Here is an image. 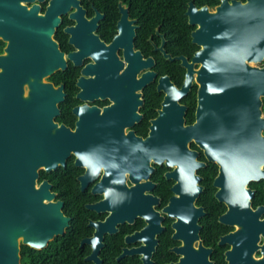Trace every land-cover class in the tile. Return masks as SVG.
<instances>
[{"label":"water","instance_id":"obj_1","mask_svg":"<svg viewBox=\"0 0 264 264\" xmlns=\"http://www.w3.org/2000/svg\"><path fill=\"white\" fill-rule=\"evenodd\" d=\"M31 1L0 0V40L4 42L0 53V264H21V245L41 250L64 234L69 218L55 201L51 184L39 181V171L65 167L71 155L74 165L84 169L77 178L81 186L103 170L99 182L108 188L110 198L112 188L128 181L130 189H139V201L147 199L144 190L153 187V165L169 168L165 178L174 182V195L162 212L173 219L172 238L180 242L174 264H214L213 249L200 237L199 220L205 211L195 204L202 190L197 171L206 162L214 163V196L226 207L218 221L232 228L217 242L228 246L225 261L264 264V204L253 207L255 190L249 187L250 182L264 180V0H220L201 7L188 3L185 15L194 26L191 42L198 49L190 59L171 58L161 44L165 58L179 60L185 72L179 87L168 75L158 78L157 90L163 99L146 137L129 132L125 147L119 131L104 134L111 117L117 128L123 125L118 118L110 110L92 109L89 119L78 121L73 130L53 123L47 143L36 150L31 121L34 100L41 103L46 88H51L45 78L64 69L66 62L53 56L56 50L51 51L58 20L51 27L50 12L41 15L38 6L26 5ZM70 3L78 5L77 0ZM127 6L118 2L121 16L111 43L104 44L96 35L87 43L75 40L73 44L92 59L84 72L87 85L94 93L101 89L112 94L115 107L132 109L138 121L141 91L154 81L155 61L134 48L136 26L128 18ZM76 21L73 29L78 27ZM41 45L48 48L45 56L38 52ZM193 85L194 121L186 124V107L179 100ZM94 115L105 118L91 122ZM42 138L38 134L37 142ZM114 151L118 153L112 158ZM200 152L206 162L199 160ZM118 205L116 222H132L136 215L148 225L151 222L145 216L149 213L128 214V218ZM134 206L142 208L138 203ZM141 260L146 264V259Z\"/></svg>","mask_w":264,"mask_h":264},{"label":"flooded vegetation","instance_id":"obj_2","mask_svg":"<svg viewBox=\"0 0 264 264\" xmlns=\"http://www.w3.org/2000/svg\"><path fill=\"white\" fill-rule=\"evenodd\" d=\"M77 1L78 5H72L70 0H32L26 3L27 6H38L41 15L49 11V24L51 27H53L54 20H58L51 36L52 42L55 44V47L51 48V51L56 50V52H52L53 56L66 62V67L64 69H58L45 78V81L51 84V88L49 90L46 88L45 94L42 96L43 99L40 100L41 103L37 104L36 99L34 100L31 121L32 141L35 150L37 146L44 145L45 142L47 143L49 131L53 123L73 130L78 121H84L87 116L91 115L92 109L98 112H101L103 109L110 110L111 115L114 114L118 118L119 122L123 125L120 124V127L117 128L118 125L112 124L111 117L108 132L106 131L104 134L112 136V132H114V135H117L115 132L119 131L118 135L121 136V139H125V147L126 136L129 132H133L139 137H146L150 121L157 117L158 109L163 99V93L157 90L158 78L167 75L158 74L155 70L157 58L162 59L161 61L163 62L177 61L180 65V61L177 59H166L164 52L171 58L185 56L175 54L176 49L174 47L170 48L169 42H167L168 40L165 38V33H161L159 27H155L153 34L146 36V42H142L141 48L136 47L135 38H137V30L139 29V25L137 24L138 19L131 15L130 8L127 6L128 18L130 20H135L134 25L136 26V34L134 37V48L140 50L145 58L152 57L155 61L151 69L156 74L152 84L154 83V89L157 95L154 94L153 97L155 100H158V106L151 103L152 108L149 111L146 110L145 105L147 104L149 95L147 93L148 86L144 87L141 91L142 104H140L137 109L141 117L138 121H134L135 117H132V109H127L126 106L115 107L112 94H106L102 92L104 90L101 89L99 93H94V89H92L90 85H87L88 76L84 72H86V67L92 62V59L89 55L85 56L83 51L76 48L73 44L75 40L80 44L87 43L96 35L104 44L111 43L117 33V22L121 16L119 8L117 6L118 17L115 21V30L112 31L111 25H102V22L108 18L107 13L100 10L93 3L87 6L85 4L86 0ZM76 19L79 21L78 27L73 29L77 24ZM140 35H142V33ZM0 43H2L0 46L1 53L4 42L0 40ZM161 44L164 52L160 49ZM34 48H36V46ZM47 50L48 48L46 45H41L40 48H38V52H41V55L44 56ZM118 53L120 58H122V50H119ZM144 70L145 69H143V71ZM189 93L190 92H188L187 95ZM187 95L183 96L179 100V103L186 107L185 123L191 124L194 119L191 123L186 122V114L189 108L185 100ZM194 113L195 107L193 116ZM128 114H130L131 117H128ZM104 118H97L94 115V118L91 117L90 121L100 123ZM133 121V125H127L129 122ZM143 124L145 126L141 127ZM144 131L145 135H143ZM38 134L43 138L41 141L37 142ZM117 153L118 152L114 151L112 158L117 155ZM70 158H72V163L74 165V156L71 155L67 158L65 167ZM153 166V173L156 170V166L164 167L165 170L162 172V175L165 178V173L169 168H166L164 165L154 164ZM65 167L58 166L56 170ZM80 169H82V171L76 179L84 173V169ZM41 171L45 172L44 170H40L39 178ZM102 171L101 169L97 178L92 181L84 182L82 186L77 180L78 194L80 195L77 197H63L61 196L62 190L58 187V182L46 177L39 179V181L47 180L48 183L51 184V191L55 194V201H59L62 204V211L64 215L69 218L67 228L70 226L72 227L73 224H81L82 227H84V230L77 232L79 236L81 235L76 245L77 254L79 258H81V264H115V262H119V264H144L145 262L141 260V257L146 259V264H148L149 261L151 264L176 263L178 256L175 254L174 250L178 248L180 242L172 238L173 229L171 224L173 219L167 217L162 212V209L174 195L172 192L174 182L166 178L164 181L152 180V173L150 179L153 183V187L150 190H144V195L148 196L147 199L139 201L141 195L139 189H130L132 184L128 181L124 182L123 186L112 188V198H110V196H106V190L108 188L103 189V183L99 182ZM50 172L45 173L49 174ZM198 175L201 177L199 184L202 187L198 195L199 198L204 194L205 187L202 184L203 177L200 174ZM198 198L195 204L204 208L203 205L197 203ZM134 199L139 202H134ZM117 203H119L118 207L120 209H124L128 218L131 217L128 216V214H137L138 212L144 214L149 213V215L145 216H148L151 222L148 225L145 218L138 215L130 218L131 220L133 219L132 222L127 220H123L119 223L116 222V220L119 219L118 211L115 209ZM134 203L141 204V210H138L136 206H134ZM75 204H78L79 206L77 209L82 211L81 218H74V212L76 210ZM58 237H55L49 242L50 255L56 250L61 252L65 251L62 244L63 241L59 242L57 240Z\"/></svg>","mask_w":264,"mask_h":264},{"label":"trees","instance_id":"obj_3","mask_svg":"<svg viewBox=\"0 0 264 264\" xmlns=\"http://www.w3.org/2000/svg\"><path fill=\"white\" fill-rule=\"evenodd\" d=\"M119 1L128 5L131 15L138 19L137 24L139 25V29L137 30V38H135L136 47L141 48L142 42H146V36L153 34L155 27H159V31L165 33V38L168 40L170 48L174 47L176 49L175 54L185 55L189 59L192 57L194 51L198 49V46L191 42V31L194 29V26L188 24V19L185 15L188 3L192 2L196 7H201L203 5L214 6L220 2V0H86L85 4L88 6L93 3L100 10L107 13L108 18L102 22V25H111L113 31L115 30V21L118 17L117 6ZM141 33L142 35H140ZM1 45L2 43H0ZM161 60L157 58L155 70L158 74L169 75L171 80L177 86H180L184 77V68L177 61L163 62ZM147 86L149 96L145 109L149 111L152 108L151 103L158 106V100H155L153 97L154 94L157 95L154 83H150ZM195 92L196 85H193L190 93L185 98L186 104L189 106L186 114V122L188 123H191L194 119ZM144 126L143 124L141 127ZM143 135H145V131ZM191 147L197 149L194 144H191ZM199 159L206 161L201 152ZM164 170V167L156 166V170L151 176L152 180L164 181L165 178L162 175ZM81 171L82 169L73 165L72 158H70L65 168H60L49 174L41 171L39 179L46 177L58 182V187L62 190L61 196L63 197H77L80 195L78 194L76 177ZM197 172L203 177L202 184L205 187L204 194L197 200V203L203 205L206 211V214L199 220V224L201 225L200 237L205 246L213 249L211 260L214 264H227L224 251L228 246L218 245L217 242L221 235L226 234L232 228L218 221L219 216L225 211L226 207L224 204L218 202L214 196L215 188L212 186V182L217 174V166L214 163L207 162V166L199 169ZM263 185L264 180L249 183V187L255 190L254 197L252 198L253 207L264 204ZM74 206L76 207L74 218H81L82 211L77 209L79 205L75 204ZM82 230H84V227L81 224H73L72 227L67 228L66 233L57 239L59 242L63 241L62 244L65 251L56 250L51 255L49 254L50 243L41 250H34L26 245H21V264H81V258L77 254L76 245L81 236L77 232ZM115 264H119V262H115Z\"/></svg>","mask_w":264,"mask_h":264}]
</instances>
